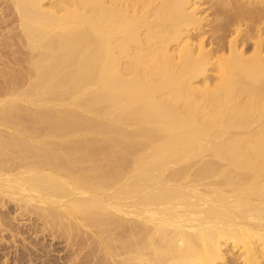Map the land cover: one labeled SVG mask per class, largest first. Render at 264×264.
<instances>
[{"label": "bare ground", "instance_id": "6f19581e", "mask_svg": "<svg viewBox=\"0 0 264 264\" xmlns=\"http://www.w3.org/2000/svg\"><path fill=\"white\" fill-rule=\"evenodd\" d=\"M4 4L2 209L81 264H264V0Z\"/></svg>", "mask_w": 264, "mask_h": 264}, {"label": "rangeland", "instance_id": "374dc122", "mask_svg": "<svg viewBox=\"0 0 264 264\" xmlns=\"http://www.w3.org/2000/svg\"><path fill=\"white\" fill-rule=\"evenodd\" d=\"M4 1L5 0H0V16H1V18L5 15V13L3 14V16L1 15L2 14L1 12L4 11L3 6H5V4L2 5ZM1 5H2V7H1ZM1 8H2V10H1ZM208 14H210V13H208ZM1 18H0V20H1ZM211 18L212 19L214 18V13H211L209 19H211ZM12 21H13V23H15L13 19L10 21V23L12 24L11 25L12 28L10 26V23L7 25V23L9 21L6 22V24H5V22H0V26H2V28H0V30H1L0 31V51H1L0 52V70L2 72L8 71L7 70L8 66L10 67L11 65H12L11 67H13V68L15 67L14 69L21 68V67H19L21 64L20 65L18 64L19 61H17L18 62L17 63L16 60L14 59L15 62L17 63V65H19V66H17V65H15L13 58H16L18 56L16 59L19 60V58L21 59L23 53L25 52V49H24L25 47H20V46L17 47L15 45L13 47L12 45H10L12 43V41L11 42H9V41L11 39L13 40L14 37L18 34V32L16 31L17 28L15 29ZM3 26H5V27H3ZM245 27H247V26H245ZM209 29H210V27H208V30ZM10 30H11V34L9 33ZM7 31H8V33H7ZM207 39H208V41L211 39L212 43L215 45L216 41L213 42L214 40L212 38L209 39L208 37H207ZM1 41H3V43ZM5 41L7 42V44ZM242 41H243L242 39H239L238 44L241 45ZM244 43L245 42H242V44H244ZM5 45H6V47H5ZM8 46H10V47L12 46L13 48L12 47L11 48L13 50L11 51L10 50L11 48H9ZM249 46L250 45L247 42V44L245 45V48H249ZM3 48H5V49H3ZM16 48H17V50H16ZM2 50L3 51L5 50L6 54ZM15 50L17 51V53ZM13 52H15V53L13 54ZM20 53H21V55H20ZM5 68H6V70H5ZM1 71H0V74L2 73ZM7 73H9V72H7ZM5 74H4V76L7 75V74L6 75ZM2 76H3V73L0 76V78H1L0 82L2 83V84L0 83V88H1L0 90H4L6 87L5 82H3L4 77H2ZM0 97H2V95H0ZM3 97H5V95ZM1 213H4L5 217H6V215L7 216L10 215V217H15L17 219L15 220L16 222H14V220H13L12 223L14 225L11 224L12 227H11L10 231L9 230H8V232L4 231V233H2L0 231V238H1L0 239V264H14V263L15 264H65V263H67V264H81L82 261L80 262V259H82V257H83V253H82L83 250L81 249L82 241L80 243V241L78 242L76 240V242L74 241L76 244L74 242H73L74 243L73 244V243H71L70 239H68V238L66 239V237H63V235H62V237L61 236L57 237L59 235V233L57 234V232L53 231L56 234H54L52 232L53 233V235H52L51 230L46 229L47 226L45 225V223H43L42 219L39 218L38 216L35 217V214L32 215L30 212H26V213L20 212V214H19V212L16 211V204L14 202L12 203L11 201H7L5 209H2V206L0 203V214ZM26 214L29 215V216H27L28 218L25 216ZM18 216H19V218H18ZM27 219H29V220H27ZM34 222H35V224H34ZM43 225L46 226L45 229L43 228L44 227ZM43 229H44V231H43ZM33 231H34V233H33ZM54 235H55V237H54ZM74 236H76V235L74 234ZM67 240H69L70 242ZM68 243H71L74 246H76L77 244L78 245L76 247H74L72 245V247H71L70 244H68ZM83 243H84V241H83ZM71 248H72V250H71ZM70 250H71V252H70ZM69 253H71V254H69ZM78 254H79V256H78ZM35 259H37V260H35Z\"/></svg>", "mask_w": 264, "mask_h": 264}]
</instances>
